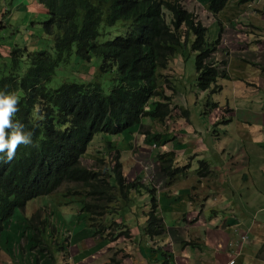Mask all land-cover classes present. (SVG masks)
<instances>
[{
	"label": "trees",
	"instance_id": "16d2710c",
	"mask_svg": "<svg viewBox=\"0 0 264 264\" xmlns=\"http://www.w3.org/2000/svg\"><path fill=\"white\" fill-rule=\"evenodd\" d=\"M16 1L10 0V3L15 5ZM37 1L48 10L49 18L42 23V31L54 42V49L12 45L7 57L0 55V89L14 91L20 98L15 119L24 125V131L31 133L32 141L29 145L17 146V166L7 171L0 184V230L17 208L63 185L66 195H76L80 183L87 186L81 209L97 214L90 217L92 221L102 218L118 196L127 200L131 189L140 188L134 181L127 182L121 173L119 157L113 156L112 150L108 153L114 159L108 163L96 160L93 168L83 165L81 156L97 134L121 133L129 143L131 136L139 132L142 117L164 122L172 116L170 96L157 90L158 77L169 81V74L163 75L160 71L169 70L173 75L169 62L186 44L195 54L197 88L208 93L207 108L217 105L211 102L210 96L220 89L216 85L217 68L208 58L220 41L223 27L209 41L207 27L201 23L196 25L192 12L177 0ZM229 1L201 0L214 16ZM233 1L244 4L255 0ZM117 23L115 38L102 43L93 41L102 35L98 31L100 24L114 27ZM121 28L124 31L119 33ZM73 53L75 56L68 58ZM91 57L101 60L94 73L84 65L92 62ZM63 63L80 66L83 71L74 69V74L84 72L86 77L80 81L64 80L55 88L49 87ZM106 75L109 83L103 87ZM159 96L168 101L157 100ZM151 97L155 100L149 103ZM151 105L153 108L146 110ZM106 143L109 147L110 142ZM159 161L161 157L155 163ZM158 166L170 178L178 169L165 164ZM207 169V162L201 161V174H206ZM156 208L153 197L145 226L151 236L164 230L162 219L155 215ZM110 223H99L93 235L108 237L105 234H111L107 232ZM120 236L129 237V231H119L110 239L114 241ZM104 264L119 262L111 258Z\"/></svg>",
	"mask_w": 264,
	"mask_h": 264
},
{
	"label": "crops",
	"instance_id": "0c3cea01",
	"mask_svg": "<svg viewBox=\"0 0 264 264\" xmlns=\"http://www.w3.org/2000/svg\"><path fill=\"white\" fill-rule=\"evenodd\" d=\"M254 2L248 6L261 13L264 2ZM10 4L8 0H0V10L7 7L9 11L3 16V33L7 41L2 46L7 51L12 45L44 49L33 30L41 29L40 23L48 16L45 7L37 0H19L14 7ZM17 6L22 13L14 10ZM193 21L198 24L195 17ZM242 29L236 37L221 36L222 43L218 47L227 48L228 53H222V48L216 51V44L208 58L216 64L219 74L216 85L220 89L210 96L211 102L217 105L207 108L206 102L182 99L180 107L184 114L175 108L178 111H174L173 120L171 116L163 123H154L162 125L158 129L162 132L160 140L164 141L158 149L160 154L173 152L186 164L180 170L183 173L178 181L180 189H175L176 195H171L170 189L163 191L161 196L157 193L142 195L143 190L134 187L128 192L127 200L117 195L118 200L110 204L130 203L138 198L143 203V207H137L135 211L129 207L134 222H126L119 211L121 221L124 219V224L130 227L129 236L133 243L125 244L122 250L113 254L115 247L111 239L108 241L106 237L93 235L98 224L106 222L109 209L102 218L92 221L90 217L97 214L81 209V200L87 189L86 185H81V195L73 196L81 207L77 206L67 216L68 239L55 233V228L43 218L38 206L29 212L25 209V218L22 212L17 216L25 221L27 216L38 211L36 214L40 216L35 218L32 227L38 234L40 245L58 237L56 254L67 259L65 264H104L111 258L116 261V256L119 264H264V29L261 34L250 21ZM41 33L47 37L42 30ZM191 104L195 105L192 114L188 109ZM207 115L210 119H206ZM146 123L145 119L143 125ZM163 127L168 128L164 130ZM189 143H192L193 152L196 150L193 156L199 167L187 164L189 160L184 158L191 157V152H185ZM133 149L137 151L132 153L129 161L132 176L127 182L141 177V169L146 170L145 163L152 156V151L143 142H138ZM156 160L154 158V163ZM201 161L208 164L206 174H201ZM121 167L125 170V166L121 164ZM187 170L193 177L184 176ZM126 174V171L122 173L124 177ZM146 177L144 175L142 179ZM165 178L167 183V175ZM111 184H115L113 179ZM153 197L157 204L155 215L160 216L164 224L163 232L157 236L149 235L145 227ZM143 198L147 202L144 203ZM86 201L91 202L88 197ZM98 210L102 212V208ZM54 217L61 222L64 215L56 210ZM81 217L84 220H80ZM23 225L9 227L13 238L22 233ZM4 234L8 233L4 231ZM60 258L51 256L48 264H57Z\"/></svg>",
	"mask_w": 264,
	"mask_h": 264
},
{
	"label": "rangeland",
	"instance_id": "374dc122",
	"mask_svg": "<svg viewBox=\"0 0 264 264\" xmlns=\"http://www.w3.org/2000/svg\"><path fill=\"white\" fill-rule=\"evenodd\" d=\"M10 1V0H8ZM18 1H16L15 5L14 3H11L10 6L14 7L18 4ZM168 1H173V0H168ZM179 3L181 2L186 9L192 12L194 15L196 21L200 22L203 26L207 27L208 29V35L209 38L215 39L218 34V30L220 25L223 27L222 32L220 34V41L217 43L216 51L218 48H222L221 52L223 53L224 51H227V48L223 47H218L221 46L222 43V35L226 34L227 36H237L240 32H242V27H244L245 24H248V21H250L253 24L254 29H258L262 33V28L264 29V11L262 10L261 13L258 11L253 10V8L249 7V3H244V4H239L237 1H229L226 5V8L218 13L217 15H213L209 10H206L201 2V0H177ZM261 2L264 0H255L254 3L256 2ZM14 2V0H13ZM14 10H18V6L14 8ZM247 13V20L244 14ZM9 14V12H6V15ZM2 17H0V23H2ZM48 16L45 18L43 21H47ZM244 22V23H243ZM220 23V24H219ZM242 24V26H241ZM119 26V23H117L114 26V29ZM246 30V29H244ZM124 30L121 28L119 30V33H122ZM33 33L38 35V43L41 46L43 44L44 49L50 47V39L47 37H44L41 33V29L35 28L33 30ZM115 33H117L115 31ZM4 34L0 32V43H2ZM256 38V37H255ZM254 43V42H252ZM228 53V51H227ZM75 54L73 53L70 58L74 57ZM92 62L84 64L86 67H96L99 63L98 58H93L91 57ZM195 54L190 51L189 45H185V47L181 48L178 52V54L175 55V57L169 62V67L172 68V73L173 75L169 72V70H164V74H169L168 78L169 81L165 82L163 80V77H160L158 83L161 84L159 89L161 92L164 94H169L171 95V106L173 105L172 109V120L174 119V111L175 108H179L181 111V114H184L180 104L182 99L187 101V99L191 100L192 102L197 101L200 103H205L206 100L208 99V93L204 91H200L197 88L196 85V75H195V70H194V62H195ZM212 61V60H211ZM213 62V61H212ZM83 65V66H84ZM216 65V64H215ZM76 66L71 65L70 63L68 64H61L59 70L57 71L56 75L52 78L51 82L49 83V87L55 88L60 85V83L64 80L71 81L73 78L77 80H83L86 77V74L84 72H79L75 73L73 71L74 69L78 70ZM80 71H83V69H79ZM221 73V72H220ZM74 74V75H73ZM107 76V75H106ZM109 83V78L102 80V86L107 87ZM150 103V102H149ZM151 106H149L150 109ZM188 109L190 110L191 114L193 113L195 109V105L191 104ZM146 119V124L141 125L140 129L142 131L141 136L136 134L135 136H131L130 141L134 143H140L143 142L145 143V147L150 148L149 150L152 151V156L151 160L149 162H146V170L141 169V177H136L133 181L136 182V185H139L140 188L144 189L145 192L147 193H154V195L161 196L163 191H168L169 189L171 190L170 193L171 195H176L175 189H180L179 188V179L181 178V172L183 168L186 166V164L181 162V156L175 155L173 152H162L160 154L158 147H150V145L155 142V138H153V135L158 132H160L158 129L162 128V125H155L154 123H159L161 120H153L148 117H144L143 121ZM206 119H210L209 116H206ZM152 122V123H149ZM164 130H166L168 127H163ZM190 133V132H189ZM161 137V135H160ZM126 141L124 138L121 136L120 139L118 137H113V140L108 144L106 143V139L103 137L101 138L100 135H97L95 137L94 141L91 143L89 146L88 151L84 154L82 158V163L89 167L93 168L94 167V159L101 158L105 163L110 162L112 159V155H109L107 151L112 150V154H117L119 157V160L121 158V164L122 166H125V170H123V167H121L122 173L127 172L125 175L126 179L128 180L129 177L132 176V172L129 171V164H130V158L132 156V152L130 149L126 148L125 145ZM190 147L188 146L187 149L185 150L186 153L191 152V157L187 160H189L188 163H192L196 166L199 167L198 162H196L195 156L193 154V149L191 148L192 143H189ZM155 149V150H153ZM117 151V152H116ZM146 151V153L150 152ZM199 151V150H198ZM158 152L159 156L163 161L170 160V162L164 163L163 161H159L157 164L154 163V154ZM189 154V153H188ZM183 158V159H184ZM161 164H165L167 167L171 166V168H178L177 166H180L177 171H175L174 175L170 178L169 175L165 172V170H160ZM110 167L112 166L111 163L108 164ZM161 172H158V171ZM190 170H187V172L184 174L186 178L193 177V174L189 173ZM165 172V174H164ZM166 174H167V179L170 178V180L166 183ZM146 175V179L143 180L142 178ZM143 180V181H141ZM129 181V180H128ZM166 183V184H165ZM66 186L63 185L59 187L52 195L48 196H42L39 198H36L32 201H29L26 205L27 211L29 212L30 209L39 207V210H41V214H43V218L55 228V233H61L64 236L66 235V223H67V216L70 214L72 211L76 210V207L78 206L79 209L81 207V203L79 200L74 199L72 196H63L61 195V192L65 190ZM141 189V190H142ZM135 192V191H131ZM170 195V196H171ZM80 199V198H79ZM144 203L147 202L145 198H143ZM119 203V206H118ZM132 207V210L135 211L137 207H143V203L139 201V198L134 200L133 202L130 203H125L124 201L114 203L110 205V209L107 212V217H106V222L105 223H110L109 229L107 232L111 234H105L108 237L106 239L109 241L110 236L115 235L119 231L127 230L129 231L130 227L127 223L124 224V222H134V215L132 214L133 211L129 210V207ZM118 207V208H117ZM120 208V209H119ZM118 209V211H116ZM59 211L60 213H63L64 217L61 222H57L56 218L54 217L55 211ZM46 211V212H44ZM124 216L123 222L121 221V214ZM23 217L25 218V213L24 209L21 210ZM35 211L33 212V215L27 216V220L23 221V232L24 235L27 237V244H26V238L24 235L18 240L17 238H13L11 233H9L8 236V242L6 243L5 247L3 250L0 249V261L2 264H16V258L17 257H12L9 256L10 254H17L18 252V243L22 245L23 253L25 254L26 258L28 260L32 259L39 264H48V261L51 256H53L55 259H59L60 257L56 254L57 250V244L59 243L60 239L58 237H52L51 240L47 241L44 245H40V240H38V235H36L34 228L32 227L33 224L35 223V218H38L40 215L36 214ZM137 215V214H136ZM80 220H84V218L81 217ZM139 221V218H138ZM35 233V234H34ZM22 234V233H21ZM131 235V234H130ZM116 240L118 241H113L114 244V253L116 254L119 252V250H122V247L125 244H132L133 241H131V236H120ZM15 243V245H13ZM26 245V246H25ZM131 246V245H130ZM129 246V248H130ZM8 250V253H7ZM155 250V249H153ZM121 253V251H120ZM123 256V255H121ZM117 260L119 258L116 256ZM158 261H160L159 256L156 258ZM66 258H60V261L57 262V264H65ZM19 264V263H18ZM77 264H84V262H78Z\"/></svg>",
	"mask_w": 264,
	"mask_h": 264
},
{
	"label": "clouds",
	"instance_id": "9594fccd",
	"mask_svg": "<svg viewBox=\"0 0 264 264\" xmlns=\"http://www.w3.org/2000/svg\"><path fill=\"white\" fill-rule=\"evenodd\" d=\"M45 10L47 11L48 18H49L48 10L46 8H45ZM6 12H7V7L1 8V10H0V17H2L1 18L2 19V23H0V32H2V33L4 31V27L2 25L3 24V16L6 15ZM17 12L22 13L19 10H17ZM43 22H45V21H42L40 23L41 30H42V23ZM198 23L200 24V22H198ZM98 31H100L102 35H98L93 40L95 42L102 43V42H105L107 40H110V39H113V38L116 37L115 29H114L113 25L112 26H106L105 24H100ZM5 38H7V36L6 37L3 36V40L6 42L7 39L5 40ZM48 38L50 39V42H51L49 48H50V51H52V49H54V42H52V40H51L50 37H48ZM3 42L0 43V55L3 56V57H7L8 54H9V51H7V48L6 47L2 46ZM49 48L47 50H49ZM44 50H46V49H44ZM74 50H75V48H74ZM68 58H70V57H68ZM93 58H98V57H93ZM98 59H99V63H100L101 60H100V58H98ZM90 60H92V59H90ZM86 63H89V62H86ZM97 66L96 67H93V66L90 67V71L92 73L97 72L98 71L97 70ZM163 71H160V72L164 75ZM159 79H160V77H158V81H159ZM159 85H161V84H159ZM159 87L160 86H158L157 90L161 92V90L159 89ZM161 93L164 94L163 92H161ZM165 95H169V94H165ZM169 96H170V100H171V95H169ZM19 99L20 98L18 97V95L14 91H4V90L0 89V184L3 181V178H4L5 174L7 173V171L10 170L11 168H14V167L17 166V162L19 161L17 159L18 158V154H17L18 151L16 150L17 149V146L18 145H21V144H23V145H29V144L32 143V141H31V133L24 131V125L20 121H18V120L15 119V114L18 111ZM154 100H155V98L154 97H151L149 101L151 103ZM157 100L165 101V102L168 101L166 99H162L161 96L157 97ZM21 104H22V99H21ZM21 104H20V106H21ZM169 107H170V109H172V107H173V105L171 106V101L169 102ZM152 108H153V106L151 105L150 109H149V106H148V108H146V110H149L150 111ZM35 111L36 110L33 109V113ZM145 117H148L150 119L155 120L154 118L149 117V116H145ZM143 119H144V117L141 118L142 125H143ZM159 123H163V122L161 121ZM140 127L141 126H139V128ZM141 133L142 132H141V129H140L139 132L136 133V134H138L139 136H141ZM120 134L121 133L114 134V135H111V134H105V135L97 134V135H100L101 138L103 137L104 139H106V142H111L113 140V137H118L120 139V137L122 136V134L121 135ZM136 134H134V136ZM161 134H162L161 131L157 133L158 138L155 139V142H153L150 145V147H152V148L153 147H158V149L161 148L160 145L164 142V141H161L160 140V138H162V135ZM97 135H95L93 137L91 143L94 141V139H95V137H97ZM160 135H161V137H160ZM155 137H156V134L153 135V138H155ZM91 143L88 145L87 149L82 154V156H81L82 158H83L84 154L88 151L89 146L91 145ZM136 144L137 143H134L132 141H129V143L126 142V144L123 145V146H125L126 148H127V146H129L128 149H130L131 152L133 153L134 151H137L136 149H133ZM153 150H155V149H153ZM156 157L157 158L160 157L158 152H156L154 154V158H156ZM82 158H81V161H82ZM96 160H103V159H101V158L94 159V161H96ZM94 170H97V169H94ZM71 185H73V184H71ZM81 185H82L81 183L78 184L79 187ZM142 190H143L142 195L145 194V193H147V192L144 191V189H142ZM55 191H53L52 193L47 194V195H41L39 197L52 195ZM66 194L67 193H65V190L63 192H61V195H63V196H69V197H71V196L72 197L73 196H80L81 195L79 191H78V193L76 195H66ZM39 197H36V198H39ZM36 198H33L32 200H34ZM32 200H30V201H32ZM27 203H25L24 207L17 208L15 210L14 214L9 219L8 223L2 225V229L0 230V249L1 250L4 249L6 243L8 242V236H9V233H10L8 231L9 227L12 224H18V225H20L21 223H23V221H21L19 218H17V216L21 213V210L22 209H24V211H25V206L27 205ZM109 209H110V206H109ZM44 212H46V211H44ZM4 231H6L8 234L5 235L4 234ZM35 233H36V235H38L37 232H35ZM23 235H24V232H23V228H22V234L16 235L15 238H17L19 240ZM24 237L26 238V244H27V237L25 235H24ZM65 237H66V239H68V236L65 235ZM13 245H15V243H13ZM23 252L24 251L22 249V245L18 243V252H17V254H10L9 253V256L17 257L16 258V261H15L16 264H18V263L19 264H39L38 262H36V261H34L32 259L28 260ZM7 253H8V250H7Z\"/></svg>",
	"mask_w": 264,
	"mask_h": 264
}]
</instances>
